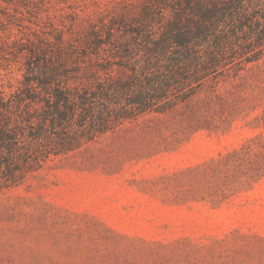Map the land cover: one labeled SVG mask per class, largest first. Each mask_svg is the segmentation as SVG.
I'll return each mask as SVG.
<instances>
[{
	"label": "rangeland",
	"instance_id": "obj_1",
	"mask_svg": "<svg viewBox=\"0 0 264 264\" xmlns=\"http://www.w3.org/2000/svg\"><path fill=\"white\" fill-rule=\"evenodd\" d=\"M144 1L0 0V95ZM0 264H264V57L1 189Z\"/></svg>",
	"mask_w": 264,
	"mask_h": 264
},
{
	"label": "trees",
	"instance_id": "obj_2",
	"mask_svg": "<svg viewBox=\"0 0 264 264\" xmlns=\"http://www.w3.org/2000/svg\"><path fill=\"white\" fill-rule=\"evenodd\" d=\"M126 16L29 49L23 85L0 95V190L264 57V0H145Z\"/></svg>",
	"mask_w": 264,
	"mask_h": 264
}]
</instances>
